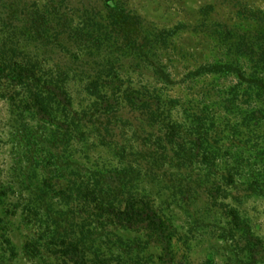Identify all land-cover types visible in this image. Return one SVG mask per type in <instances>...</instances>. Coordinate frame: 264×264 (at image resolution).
I'll use <instances>...</instances> for the list:
<instances>
[{"label": "rangeland", "instance_id": "obj_1", "mask_svg": "<svg viewBox=\"0 0 264 264\" xmlns=\"http://www.w3.org/2000/svg\"><path fill=\"white\" fill-rule=\"evenodd\" d=\"M226 29H264V0H0V55L36 62L76 113L52 105L54 122L39 119L0 71V264H61V243L86 264H160L154 237L115 219L131 198L168 225L173 264H264L246 246H264V122L252 151L220 141L212 162L166 131L178 109L154 120L95 99L115 87L181 97L188 72L233 51Z\"/></svg>", "mask_w": 264, "mask_h": 264}, {"label": "trees", "instance_id": "obj_2", "mask_svg": "<svg viewBox=\"0 0 264 264\" xmlns=\"http://www.w3.org/2000/svg\"><path fill=\"white\" fill-rule=\"evenodd\" d=\"M227 36L236 42L228 58L206 60L203 66L198 65L192 73L188 72L184 83L190 78L196 89L185 85L180 88L179 98L165 96L163 91L167 89L164 88L121 91L115 87L109 94L96 95L95 99L102 110L125 103L132 111L143 110L154 120L171 121L178 109L183 123H172L166 131L169 135L176 133L178 139L193 138L195 144L202 142L210 152L212 162L216 159L212 149L219 150L220 141H228L231 149L247 145V150L252 151V146L257 147L259 123L264 122V29L241 35H233L226 29L225 38ZM23 60L0 55V71H6L8 82L23 91L22 102L36 117L45 121L54 122L52 105L64 112V120L69 116L72 118L76 113L67 111L71 107L67 91L36 62L29 58ZM228 78L231 79L229 84L223 85L221 80ZM90 96L95 95L90 93ZM227 214L235 227L243 231L247 229L235 210L230 209ZM115 219L119 224L138 226L147 231L160 245V264H173L171 231L149 203L131 198L116 213ZM61 245L56 251L61 264H86L76 246ZM246 246L249 257L255 261L256 256L264 251L257 238L246 239Z\"/></svg>", "mask_w": 264, "mask_h": 264}]
</instances>
